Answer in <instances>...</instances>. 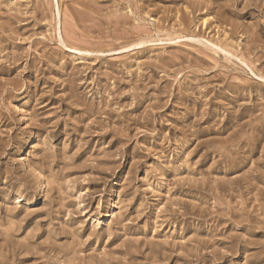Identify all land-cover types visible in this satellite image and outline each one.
<instances>
[{
    "label": "rangeland",
    "instance_id": "374dc122",
    "mask_svg": "<svg viewBox=\"0 0 264 264\" xmlns=\"http://www.w3.org/2000/svg\"><path fill=\"white\" fill-rule=\"evenodd\" d=\"M0 64V264H264V0H0Z\"/></svg>",
    "mask_w": 264,
    "mask_h": 264
},
{
    "label": "bare ground",
    "instance_id": "6f19581e",
    "mask_svg": "<svg viewBox=\"0 0 264 264\" xmlns=\"http://www.w3.org/2000/svg\"><path fill=\"white\" fill-rule=\"evenodd\" d=\"M90 1V0H89ZM48 2V1H47ZM35 4V3H34ZM50 4V3H49ZM70 5V4H69ZM93 5V4H92ZM49 6V5H48ZM100 6V5H99ZM75 7V6H74ZM76 8V7H75ZM99 8H101V7H99ZM262 8V7H261ZM18 9V8H17ZM40 9V8H39ZM64 9V8H63ZM72 9V8H71ZM83 11V10H82ZM73 12V11H72ZM3 13V12H2ZM23 13V12H22ZM64 14V13H63ZM68 14V13H67ZM28 15V14H27ZM30 15V14H29ZM42 15V14H41ZM91 15V14H90ZM190 15V14H189ZM25 16V15H24ZM32 16V15H31ZM83 16V15H82ZM222 16V15H221ZM41 17V16H40ZM92 17V16H91ZM120 17V16H119ZM126 17H128V16H126ZM72 18V17H71ZM88 18H90V17H88ZM84 19H86V18H84ZM97 19V18H96ZM95 19V20H96ZM138 19V18H137ZM80 21V20H79ZM127 21H128V19H127ZM138 21H139V19H138ZM178 22V21H177ZM65 23V22H64ZM92 23V22H91ZM71 24V23H70ZM82 24V23H81ZM5 25V24H4ZM86 25V24H85ZM116 25V24H115ZM194 25V24H193ZM179 26V25H178ZM67 27V26H66ZM73 27H75V26H73ZM87 27V26H86ZM117 27H118V24H117ZM135 27H137V26H135ZM140 27V26H139ZM134 28V27H133ZM69 29V28H68ZM71 29V28H70ZM77 29V28H76ZM94 29V28H93ZM141 29H142V27H141ZM128 30V29H127ZM139 30V29H138ZM63 31V30H62ZM137 31V30H136ZM91 32V31H90ZM64 33V32H63ZM139 33V32H138ZM69 35V34H68ZM84 35H86V34H84ZM140 35V34H139ZM64 36V35H63ZM65 37V36H64ZM257 39V38H256ZM79 40V39H78ZM59 41V40H58ZM84 41V40H83ZM63 42V41H62ZM94 43V42H93ZM65 44V43H64ZM74 44H75V42H74ZM78 44V43H77ZM95 44V43H94ZM80 45V44H79ZM66 46H68V45H66ZM94 46V45H93ZM95 46H96V44H95ZM83 47H85V46H83ZM87 47V46H86ZM35 48V47H34ZM67 48V47H66ZM71 50V49H70ZM74 50V49H73ZM29 51V50H28ZM75 51H78L77 49L75 50ZM74 52V51H73ZM80 52V51H79ZM28 55V54H27ZM31 55V54H30ZM17 56V55H16ZM15 60V59H14ZM44 64V63H43ZM0 65H2V64H0ZM4 68V67H3ZM10 68V67H9ZM9 68L7 69V68H5V69H7V70H9ZM15 69V68H14ZM14 69H11L10 68V70L9 71H13ZM1 70V69H0ZM4 70V69H3ZM5 72V71H4ZM253 73V72H252ZM11 74V73H10ZM254 77L255 78H257L262 84H264V77H262V76H260V75H258V74H255L254 73ZM23 252V251H22ZM4 262V261H3ZM13 262V261H12ZM15 262V261H14Z\"/></svg>",
    "mask_w": 264,
    "mask_h": 264
}]
</instances>
